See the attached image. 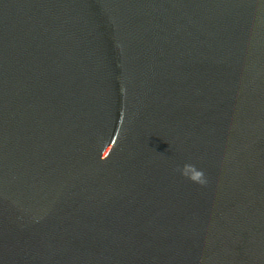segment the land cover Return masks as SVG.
<instances>
[{
	"label": "water",
	"instance_id": "1",
	"mask_svg": "<svg viewBox=\"0 0 264 264\" xmlns=\"http://www.w3.org/2000/svg\"><path fill=\"white\" fill-rule=\"evenodd\" d=\"M0 264H264V0H0Z\"/></svg>",
	"mask_w": 264,
	"mask_h": 264
},
{
	"label": "clouds",
	"instance_id": "2",
	"mask_svg": "<svg viewBox=\"0 0 264 264\" xmlns=\"http://www.w3.org/2000/svg\"><path fill=\"white\" fill-rule=\"evenodd\" d=\"M180 174L190 181L197 183L199 185H204L207 183L205 173L203 170L198 169L195 165L186 163L182 168L179 169Z\"/></svg>",
	"mask_w": 264,
	"mask_h": 264
}]
</instances>
